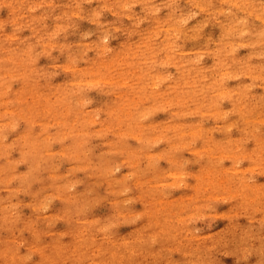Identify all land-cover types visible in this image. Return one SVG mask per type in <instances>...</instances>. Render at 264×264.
I'll use <instances>...</instances> for the list:
<instances>
[{
  "label": "rangeland",
  "instance_id": "obj_1",
  "mask_svg": "<svg viewBox=\"0 0 264 264\" xmlns=\"http://www.w3.org/2000/svg\"><path fill=\"white\" fill-rule=\"evenodd\" d=\"M6 1L0 0V264H264V209L251 218L231 217L229 231L222 212L232 205L224 193L210 197L207 189L201 201L188 198L183 213L177 208L181 214L176 220L171 215L160 224L154 217L152 227L147 219L150 200L164 197L171 206L179 203L180 194L193 192L186 187L190 178H181L177 169L188 176L197 171L196 139L181 136L174 139L181 143L168 142L163 136L170 133L169 122L204 124L209 138L241 137L234 131L240 121L229 114V103L212 96L213 102H222L219 116L210 115L206 105L198 106L200 116H183L169 106L167 92H177L182 101V88L198 81L201 88H210L232 73L227 83L239 90L243 106L258 110L261 118L247 132L264 137V82L251 80L264 72V53L255 56L230 43L222 50L209 24L176 35L171 47L176 69L162 64L152 43L158 24L154 15H165L168 4L71 0L66 13L55 0H24L25 7L20 4L9 13ZM12 2L17 6V0ZM172 2L181 21L189 12L202 17L195 8ZM126 6L137 31L127 29ZM114 26L119 29L115 34ZM123 36V51L114 55L111 48ZM100 60L111 61L100 67L106 72L102 75L96 66ZM144 68L164 79L149 82L140 71ZM209 69L214 77L208 76ZM101 78L106 81L99 82ZM142 80L148 84L139 86ZM201 88L187 91L201 101ZM215 89L210 88L213 95ZM127 116L130 122L125 123ZM133 125L131 130L144 132V138L130 134ZM235 142L236 149L249 145ZM253 174L252 182L264 180ZM167 222L172 225L165 226ZM167 227L175 228V241ZM163 228L160 233L168 235L157 231Z\"/></svg>",
  "mask_w": 264,
  "mask_h": 264
},
{
  "label": "bare ground",
  "instance_id": "obj_2",
  "mask_svg": "<svg viewBox=\"0 0 264 264\" xmlns=\"http://www.w3.org/2000/svg\"><path fill=\"white\" fill-rule=\"evenodd\" d=\"M17 1H18L17 6L15 5L14 2H12V0L6 1L7 2L6 6L8 8L9 13L17 11L20 4H22V8L25 7L26 2H23L24 0H17ZM70 1L71 0H55L54 3L56 7L59 8L61 11H65L66 13H68L69 12L68 3ZM130 1L134 2L137 0H130ZM151 2H153L152 4L154 5L161 3L160 4L161 7L164 4H168L165 5V8L168 9L165 15H160L159 13L154 15V19H155L154 21H158V24H155L157 28L155 27L153 30L152 25L148 28L149 31L153 30L154 31L153 34H156L155 38L152 40V43L156 45V48L158 49V51L155 52L157 58H161L163 60L161 61L162 64H166L169 65L170 67H174L177 69L178 60L173 55L172 53L173 50L171 48L174 46V40L176 38V35L178 33L185 31H192V30L198 31L200 27L206 29V27L209 24L214 32V37H215L214 43L220 45L219 47L222 50L225 49V46L230 43V44H236L237 47L243 45L244 47L249 48L252 54L255 56L261 57L262 54L264 53V0H175V2H180L182 4L188 5L189 8H195L198 12L202 14V17H197L193 13L189 12L186 15L187 20L185 21L183 20L181 21L182 17H179L176 13H174V9H173L174 4L172 0H161V1L158 0ZM125 9L127 11L123 9L122 12H124L123 13L124 16L128 19L127 26L129 27H127V29H134L135 31H137L138 27H135V25H133L132 22L133 19L132 11L129 10L128 6H126ZM184 22H189L190 24L185 25ZM188 27H190L189 30ZM114 28L115 31L113 34H115L117 30H119L115 26ZM96 29L100 30V28H96ZM51 31L52 30L50 28V31L47 33H51ZM234 38H240V39L234 40ZM125 44L126 42L123 36L121 39H119L117 45H114L111 48V51L113 50V54L116 55L119 51L121 52L123 51L121 49ZM202 53L206 54L207 51ZM129 60L131 61L132 59ZM262 61L263 60H261V62ZM93 62L91 64L95 65V63ZM116 62L117 64H119L118 61ZM110 63L111 61L100 60L96 64L98 74L102 75L106 73L105 71L101 70L100 67L102 65L107 66ZM143 64L144 63L142 61L140 65L143 66ZM183 68H190L194 70V68H192L191 66H184ZM198 69L196 68V70ZM199 70H200V75H202L204 71L202 69ZM140 71L144 73L142 75L144 76V79H147V77L149 78L148 79L149 82L155 78L156 84H159V82L162 79H164L163 75H159V74L156 75L152 70H148L144 68L141 69ZM219 71L221 70H219L218 68L217 72ZM183 73L191 77V72L189 70L184 69ZM207 74L209 77H214L215 71L209 69L207 71ZM2 76L3 73L0 72V79H2L1 78ZM232 76H233L232 73H228L226 75V79H222L219 83L216 82L214 83L213 86L210 87V88L216 87L215 90H217V92L215 95L211 93L212 91H210V88L208 87L201 88V86L203 85L200 84L201 81H198V85H196L193 88H189V87L187 89L182 88V91H185L186 93L185 96L181 97L183 98L182 101H180V98H176V96L178 95L177 92L176 93L167 92V94H169L168 96L169 106L173 107L174 112L175 110H177L174 107H178L179 109L177 110L176 113L183 114V116H185L186 114L192 116H200L201 114L200 112H202L203 110L200 109L198 106H203V105H206L205 107L206 111H211L210 115L212 114V112H214L213 113L214 115L219 116L223 110V106L221 105V103L222 102L229 103L231 105V107L229 108L230 111L229 114H233V116L239 119L240 121V123L234 128V131L235 133L237 132L241 134V137H243V139L241 137L234 139V137H232V134L230 133L227 135H223L221 137L212 134L213 136L209 138L206 134L207 132H211V131L204 124L201 125L199 123L191 124L190 122L185 123L184 120H182L179 123L169 122L166 128L170 130V133L164 134L163 137H166V140L172 144L181 143L180 140H174L176 138H180L181 136L182 138H184L185 136H191L190 138H195L196 142L193 144L194 145L193 148L196 150V154H198L199 164L197 171L191 174V176L190 175L188 176L186 170L185 171L180 170L181 168L177 169V173H180L181 178H186V177L188 179L190 178V181H188L186 187L187 188L193 187L192 193L189 194L183 193L176 198V200L179 203H177L176 205L169 206V204L171 203L169 202L168 199H165L164 197H158L154 200H150L149 206L147 207L150 213H148V210H146L145 214L148 213L147 219L149 224H151V226L154 223V217H156V219L160 224L166 223L165 219L171 215H172V219L176 220L175 218L177 216L180 217V214L183 213L184 210H186V208H184V210H182L181 208L188 207L187 199L189 198L190 200L193 201L194 199H198L201 201L204 197H206L207 194L205 190L207 189L212 190V194H210V197L216 196V194L220 195L221 193H224L225 197L232 205L230 210L222 212V215L227 220L226 221L228 226L227 230H229L232 227L231 225L232 220L230 219L231 217L234 218L236 215H245L248 218H251L252 215H254L253 213L255 211L259 209H264V180L260 182H252L249 179L253 173H259L264 178V137H262L261 135L259 136L257 133H255L257 134L256 135L257 138H255L253 133L247 132V129L249 128L250 124L251 126H254V123L256 121H259L257 119L259 117L258 115L259 111L251 107L243 106L242 98L238 95L239 90L227 83L228 79L232 78ZM251 80L264 82V72L256 75H251ZM69 81L70 79H67V82ZM101 81H106V80L101 78L99 82ZM145 84H148V82L142 80L139 86L143 87ZM192 86L193 83L190 84V87ZM196 88L203 89L204 98L201 101H198L195 97H192L187 91L188 89H190V91H193L196 90ZM19 93L20 92L18 91L16 92V94ZM172 94H174V96H172ZM212 96L215 97L217 96L218 98H220L222 102L220 101V104L213 102L211 100ZM15 97L18 98L17 95ZM198 99H200V96H198ZM179 105H181L184 108L180 107ZM185 109H189V111ZM23 110H26V108L23 109L22 107V114L20 116H24ZM33 110L34 109L32 108V111ZM121 117L122 116L117 114L118 122L123 120V118ZM189 119L192 120L191 118ZM259 119L261 120L260 117ZM262 119H264V117ZM129 120L130 119H128V116L127 118H124L125 123L130 122ZM185 120L188 121V119ZM181 123H185V124L182 125ZM134 127L135 125L129 127L130 129H127L128 131H130V134L136 139L140 138V136H142L143 134L142 138H144L145 137L144 132L140 134L139 133L135 134V131L131 130L134 129ZM156 128H160V126L156 125ZM243 140L249 142V145L247 147L241 145L242 147L240 149H236L235 141L241 142ZM224 173L225 174L227 173L226 178L222 181H219L222 178L221 175ZM156 175L157 174H155L154 177H156ZM143 181L144 180H141V184H143ZM149 181L150 179L146 180V183H152V180L150 182ZM207 198H209V196H207ZM155 203L156 205L161 206L162 208L155 206ZM178 207L180 208L181 211L180 214H178L179 212L177 211L179 210L177 209ZM160 208L162 210H165V213H163V215H161V213H155L156 211H162L159 210ZM227 214H231V216H226ZM169 224L170 223L166 224L165 226H169ZM170 225H172V223ZM174 229H175L174 227H167V230L170 232L168 231L166 232L169 235L171 234L169 237L170 238L172 237V240L175 241V238L173 237V233L171 231ZM161 230H163L164 232L166 229L164 230L163 228L157 231H159L160 233ZM179 233H181V229L179 230ZM175 236L177 241L179 239L178 238L179 236L177 235ZM186 240L187 239H185V241ZM124 244H126L125 241L124 243H122L123 247ZM188 250L189 249H182L183 253L189 256L190 252H188Z\"/></svg>",
  "mask_w": 264,
  "mask_h": 264
}]
</instances>
